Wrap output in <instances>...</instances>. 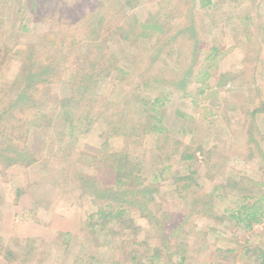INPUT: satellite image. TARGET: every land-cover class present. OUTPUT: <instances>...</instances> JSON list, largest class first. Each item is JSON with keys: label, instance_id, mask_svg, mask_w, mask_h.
<instances>
[{"label": "rangeland", "instance_id": "rangeland-1", "mask_svg": "<svg viewBox=\"0 0 264 264\" xmlns=\"http://www.w3.org/2000/svg\"><path fill=\"white\" fill-rule=\"evenodd\" d=\"M212 2L0 0V264L257 263L264 0Z\"/></svg>", "mask_w": 264, "mask_h": 264}, {"label": "trees", "instance_id": "trees-1", "mask_svg": "<svg viewBox=\"0 0 264 264\" xmlns=\"http://www.w3.org/2000/svg\"><path fill=\"white\" fill-rule=\"evenodd\" d=\"M197 1L198 5L200 8H205V7H210L211 4L213 3L212 0H195ZM141 30H147V31H161L163 29V27L160 25L158 26L157 22L154 21L152 22H147V23H143L142 25L139 26ZM140 36H146L144 33ZM35 76V75H34ZM36 78V77H34ZM28 80V78H27ZM29 82V81H28ZM16 82H12L11 86L16 87ZM12 88H10L9 91L12 90ZM23 90V89H22ZM73 96V94H72ZM71 96V97H72ZM75 97V96H74ZM72 101H74V99H72ZM161 101L160 97H156L153 99V101L150 104V111L154 112V107L155 106H159V103ZM77 103V102H76ZM78 104V103H77ZM12 108H14L15 106H23L24 108H26L25 111H32L36 109V99L34 100V93L31 92V90L29 91L28 88L24 89L23 91H21L19 94H17L16 99L13 100V103L11 104ZM20 106V108H21ZM256 114V111H253L251 115ZM156 117H153V119H155ZM160 125V121L158 119L154 120L153 125L150 127V131L154 132V131H158L157 133H162L164 132V127H158ZM158 128V129H156ZM161 128V129H159ZM182 160L183 161H190L194 158V156L192 154H188V153H184V155H182ZM126 166L122 165L121 166H117L114 170V174H115V182L114 185H111V187H109L107 189L106 192H109L110 194L113 193V191H116V189L119 187L123 188V190H127L128 192L130 190H133L134 188H130V186L128 185V182L133 179V180H137L135 176H132V171H128L126 172ZM190 180V177H181L179 179H177L178 182H185ZM128 188H125L127 187ZM187 188L191 185H185ZM184 187V188H186ZM120 188V189H121ZM138 190L139 192L142 193H146L147 188L146 187H139L138 186ZM137 190V189H136ZM255 197L254 194H249V195H245L243 196V206H241L236 212L235 215H231V219L236 220L237 223L238 222H243L245 223V228L246 229H252L254 226L261 224L262 222H264V196H260V199L253 204H249L247 201L252 200ZM113 199V198H111ZM115 199H113L114 201ZM263 202L261 205H259L261 202ZM126 201H121L120 203V208L118 211H116V213H111V210L109 211H99L98 215H100V217L97 219L96 223L97 224H102L104 222L105 219L111 218H117L118 216L122 215L125 211V207L126 206ZM131 204V203H129ZM141 207V206H140ZM110 208V207H109ZM185 257H181L179 264H184L185 262ZM257 263H253V264H264V252L259 253V256L257 257ZM252 264V263H251Z\"/></svg>", "mask_w": 264, "mask_h": 264}]
</instances>
